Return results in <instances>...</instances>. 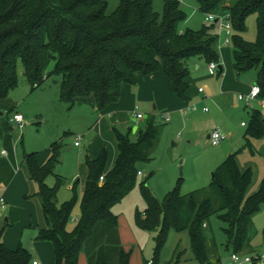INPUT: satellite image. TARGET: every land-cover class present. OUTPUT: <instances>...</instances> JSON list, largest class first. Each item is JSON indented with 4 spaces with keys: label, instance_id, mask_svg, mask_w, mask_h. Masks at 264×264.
Wrapping results in <instances>:
<instances>
[{
    "label": "trees",
    "instance_id": "obj_1",
    "mask_svg": "<svg viewBox=\"0 0 264 264\" xmlns=\"http://www.w3.org/2000/svg\"><path fill=\"white\" fill-rule=\"evenodd\" d=\"M195 2L205 15L226 16L231 25L233 69L237 75L254 70L259 97L264 99V0ZM251 14L256 18V37L249 42L243 34L245 21ZM184 18L178 0H163L161 13L154 10L152 0H119L111 13H107L106 0H0V99L6 98L21 78L32 92L52 76H58L54 83L58 86L59 100L71 107L76 98L92 96L96 109L101 111L118 101L122 84L135 85V73L150 75L159 69L161 62L170 91L186 101L190 87L186 62L198 57L206 63H218L215 51L218 30L216 22H212L197 31L180 32L178 24ZM217 69L221 74L222 68ZM113 133L117 156L110 170L105 171V151L93 160L85 158L87 176L79 215L70 229L67 225L77 197L74 194L70 200L57 204V191L64 182L53 173L63 144L60 141L50 144L49 157L43 165L38 164L36 153L23 157L21 165L38 188L35 196L40 201L44 222L37 239L52 245L54 264H78L84 242L95 225L100 222L117 225L112 207L134 187L139 167L152 160L160 126L150 116L133 136L130 129L122 133L113 128ZM261 138H264V118L252 109L244 134L246 145L249 146L250 139ZM242 150L221 162L206 188L186 195L179 193V179L158 202L146 188L150 176L141 182L147 205L143 212H136L135 223L155 233L151 264H155L170 229L186 231L195 258L200 264H211L204 235L211 217L226 224L223 229L226 248L232 254L253 256L252 219L264 205V178L257 190L246 197L254 171L251 167L239 168L236 158ZM48 176L56 179L53 187L45 184ZM3 232L0 264H30L27 249L5 247L1 241ZM129 255L120 250L119 264H129ZM94 264H107L102 247L97 249Z\"/></svg>",
    "mask_w": 264,
    "mask_h": 264
},
{
    "label": "rangeland",
    "instance_id": "obj_2",
    "mask_svg": "<svg viewBox=\"0 0 264 264\" xmlns=\"http://www.w3.org/2000/svg\"><path fill=\"white\" fill-rule=\"evenodd\" d=\"M106 1L107 13L114 11L119 4V0ZM178 1L185 14V18L178 24L180 32L197 31L202 25H209L207 15L198 10L195 0ZM162 3L163 0H152L153 8L158 13L162 11ZM245 26L244 39L254 41L256 37L254 14L247 17ZM216 28L218 30V25ZM223 37L224 33L220 32L219 41L215 46L218 55L216 64L222 68L221 74L217 71L216 77H211L207 72L208 63L202 58L197 59V62L193 61L189 66L190 83L193 85L189 91L200 87L208 99L212 98L207 99L205 105L209 112L200 115L202 119L199 122L192 121L193 117L199 116L196 112L190 113L191 115L169 113L171 121L164 122L160 115L162 111H153V104L149 102L136 110L145 116L155 114V122L160 126L158 148L149 165L143 169V164L140 166L142 174L137 177L134 187L112 207V212L117 216L115 227L117 235L106 238L97 234L93 236L91 246L88 244L86 250L84 248L83 263L86 255L89 257L91 251L92 254L95 252L94 243L97 240L102 242L99 246H103L107 264H115L119 250L130 253L129 264H145L154 260L155 233L143 230L135 223L136 212H143L147 205L140 184L149 173L151 176L147 180L146 188L158 202H162L166 193L174 188L179 179L181 195L206 188L213 172L228 154L243 148L237 155V164L241 170L251 165L254 171L246 197L257 190L261 179L264 178V138L250 139L249 146L246 145L244 139L246 127H242L241 124H248L251 109L258 110L264 118V99L258 97L248 107L237 102L238 95L245 96L250 92L255 84L256 73L254 70L241 75L235 73L232 48L223 43ZM51 68L52 65H49L48 71ZM224 78H227L226 88L222 86ZM58 79V76H52L39 88L30 92L29 85L21 78L19 85L5 98L12 100L14 105L8 102L9 109H0L2 114L0 126L9 136L7 141L0 138V152L5 150L10 154L12 144L18 154L19 168L12 181L0 182V198L4 199L0 205V233L4 231L1 241L10 250H15L18 246L27 249L39 264H54V259L51 244L37 239L38 230L44 227V222L40 201L35 196L37 185L29 180L25 168L20 165L23 155L36 153L38 164L43 165L49 157L50 144L54 141L63 144L59 164L55 166L53 173L64 182L57 191V204L70 200L74 194L77 197L71 220L67 225L70 229L79 215V201L87 176L85 157L92 158L105 151L108 169L110 157L112 158L116 151L112 128L116 127L122 133L129 127L132 130L137 128L136 118L125 106L112 116L110 113L107 114L111 104L98 111L96 107L80 102L76 98L70 107V104L58 98V86L54 83ZM223 96L228 100L226 104L218 101V98ZM16 113L25 116L22 129L8 121ZM199 128L202 129L200 133ZM213 130L224 135L226 140L218 144L210 143L206 136ZM74 141L79 142V148L74 147ZM3 158L9 157L7 155ZM3 175L0 172V177ZM55 183V177H46L47 186L53 187ZM73 185L75 191H72ZM252 224L250 250H253V257H256L264 253V205L253 216ZM225 228L226 224L220 219L211 217L204 229L207 256L211 264H231L232 252L226 248V235L223 232ZM155 264H200L191 250L186 231L178 232L172 229L168 231L164 245L155 258Z\"/></svg>",
    "mask_w": 264,
    "mask_h": 264
},
{
    "label": "crops",
    "instance_id": "obj_3",
    "mask_svg": "<svg viewBox=\"0 0 264 264\" xmlns=\"http://www.w3.org/2000/svg\"><path fill=\"white\" fill-rule=\"evenodd\" d=\"M217 34H218V31H217ZM218 41H219V37H217V39H216L215 46H216ZM197 59H199V58L198 57H194V58L189 59L186 62V65H187V68H188V71H189V76L187 78V82L190 85L188 91L186 92V98H187L186 101H181L175 95L172 94V92L170 91V89L168 87V82H167V79L165 77V74L163 72V65H162L161 62H159V69L156 72H154V73H152L150 75L143 76L140 72L135 73V85L134 86H131V85H128V84H122L121 85V91H120L119 99H118V101L116 103L111 104V106L107 109V114L110 113L111 116H112V114L115 115L114 114L115 112H119L118 110H121L122 106H125L126 109L128 110V112H131L132 116L134 118H136L135 115L138 114L136 112V110L140 106H143L144 103L149 102V103L153 104V111H156V110L162 111L160 113V115H161L162 119L164 120V122L168 123V122L171 121L170 117H169V113H171V114H174V113L190 114L192 112L199 113V116L193 117V119H192V121H194V122H199L200 119H202V116H200V115L209 112V110L208 109H207V111L203 110L204 108H207L205 105L207 103L206 101H207L208 97L205 96L203 90H202V92L198 91V89H200V87H198L196 90L193 89L192 91H189L191 89V87L193 86L190 83V69H189V66L191 65V63L193 61L197 62ZM207 72H208V74L210 73L209 75L211 77H216L215 74H216L217 70L214 71V72H210L209 63H208ZM226 79L227 78H224V81L222 83V86L225 87V88H226V85H227L226 84V81H227ZM255 82H256V80H255ZM223 87H220V89L223 88ZM220 91L222 92V90H220ZM210 99H212V98H210ZM210 99H208V100H210ZM78 100L80 102H84L86 104H89V105L93 106L94 108L96 107L94 98L92 96H87L85 98H78ZM218 101H219V103L226 104L228 100L223 96L220 99L218 98ZM8 102H9V104L11 103L12 106L14 105V102L12 100H6L5 98L4 99H0V109H9L8 108ZM239 103H242V102H239ZM214 104H216V103H214ZM193 107H195V110L192 109ZM245 107H247V106H245ZM250 111H249V113H250ZM16 114H19V113H16ZM139 114L143 115V118L141 120L136 119V121L138 123V124L136 123V127L137 128H135L133 130L130 127L128 128V129L131 130L132 136H133V134H135L137 132V130L140 127L143 126V124L147 120V118H149L150 116H152V117L155 116L154 113L153 114H147L146 116H145V114H142V113H139ZM1 115L2 114H0V116ZM20 115H22V114H20ZM12 117L9 118L8 121L10 123H14L15 125H17L15 122L10 121L12 119ZM22 117H23V121H24L25 116L22 115ZM166 118L168 119L167 121L165 120ZM243 124L244 123L241 124L242 127H247L246 124H244V125ZM113 128H116V127H113ZM113 128H112V131H113ZM201 131H202V129L199 128L198 133H200ZM213 131H216V130H213ZM209 135L210 134H207V136H206L207 140H209ZM8 137H9L8 134L4 133L2 131L1 126H0V138H3L4 140L7 141ZM159 141H160V139H159ZM75 142L76 141H74L73 145L75 144ZM115 144H116V140H115ZM158 145H159V142H158ZM158 145H157V148H158ZM74 147L75 148H79L80 144L78 146L74 145ZM157 148H156V150H157ZM155 151H154V153H155ZM154 153H153V155H154ZM231 154H232V152H231ZM0 155H1V157H0V172H2V174H4L2 177H0V182L12 181L13 177L15 176V172H17L18 169H19V168H17V163H18L17 151H16L15 147L11 144L10 154H8L5 150H2L0 152ZM7 155H8L9 158L8 159H4L3 157L6 158ZM98 155H99V153L96 156L94 155L92 158H88V157H85V158L93 160V159L97 158ZM228 155H230V154H228ZM116 156H117V147H116V151H114V153H113L112 158L110 157V160H109L110 166H109V168L107 169L106 165H105V171H108V170H110L113 167V164L115 162ZM23 157H24V155H23ZM23 157L21 158V163L23 161ZM152 159H153V156H152ZM149 163L143 164L142 165V169L147 167L149 165ZM249 167H251V165H249ZM139 173H140V175L142 174L140 167H139ZM140 175H138V176H140ZM148 175L151 176V173H149ZM0 199H2V198H0ZM2 200L4 202V199H2ZM115 227L116 226H111V225H108V224L102 223V222L97 223L95 225L94 229H93L92 235L84 242L83 251H82V253L80 255L78 263L81 261L82 264H84V263L85 264H94L95 256H96V250L99 247L103 248V246H99L100 243H102V242L99 241V240L95 241V243H94L95 252L92 254V251H91L89 257H88V255H86L85 261L83 263V260H84V253H83L84 252V248L86 250V247L88 246V244H89V246H91V244H90L91 241H92L91 238L93 236H95L96 234L97 235H101V236H103L105 238L107 236L112 237V235H115V234L117 235V231H115L116 230ZM87 242H89V243H87ZM52 253H53V248H52ZM30 254H31V252H30ZM241 255H242V253H241ZM243 255H248V254H244L243 253ZM118 256H119V252L117 253V261L115 262V264H119ZM53 259H54V256H53ZM33 261L37 262V260L31 254V262H33ZM37 264H39V263L37 262Z\"/></svg>",
    "mask_w": 264,
    "mask_h": 264
},
{
    "label": "built area",
    "instance_id": "obj_4",
    "mask_svg": "<svg viewBox=\"0 0 264 264\" xmlns=\"http://www.w3.org/2000/svg\"><path fill=\"white\" fill-rule=\"evenodd\" d=\"M206 20L209 23L212 22H216V24L218 25V34L216 36L217 37L220 36V32L224 33V37H223V43H225L226 45H230V38H231V25L230 23L226 20V16H222V17H215L214 15H207ZM209 70L210 72H214L217 70V65L214 62L209 63ZM199 92H202V89H198ZM260 95V88L259 86H257L256 84L252 86L250 92L247 95H238L237 97V101L238 102H242L244 103L245 106H250V103L257 99ZM193 110H195V107L192 108ZM204 111H207V108L203 109ZM136 119L141 120L143 118V115L141 114H136L135 115ZM166 121L168 120L167 118L165 119ZM12 122H15L18 127L20 129H22V127L24 126V121H23V117L20 114H14L12 119L10 120ZM244 125V124H243ZM226 139V137L224 135L219 134L217 131H212L209 135V141L212 144H218L222 141H224ZM75 146L79 145V142H75L74 144ZM138 175H140V173H137ZM100 181H102V177L100 178ZM3 204V200L0 199V205ZM230 260H231V264H261L262 262H264V253L260 254L259 256L257 255L256 257H253L251 255H241V254H231L230 256ZM30 264H37V262L33 261ZM148 264H151V262H149Z\"/></svg>",
    "mask_w": 264,
    "mask_h": 264
}]
</instances>
